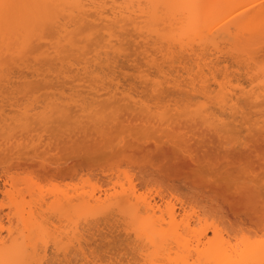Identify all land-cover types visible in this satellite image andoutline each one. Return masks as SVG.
Wrapping results in <instances>:
<instances>
[{"label": "rangeland", "instance_id": "374dc122", "mask_svg": "<svg viewBox=\"0 0 264 264\" xmlns=\"http://www.w3.org/2000/svg\"><path fill=\"white\" fill-rule=\"evenodd\" d=\"M89 1H82L84 2L82 5H85L83 7L85 15L83 16L84 20L81 22H161L155 27L158 26V29H161L159 31L163 35L166 34V36L169 31L172 32L170 28L175 29V31L178 29L177 27H171L169 22H205V27L208 26V29L210 27L213 29H226V27H229L232 32H236V22H264V15L255 16V11L249 8L250 5H245L241 0H204L202 7L200 9L197 7L198 11L195 12L191 8L194 14L187 6V0H95L97 5L95 2L91 3ZM7 2V0H0V4L4 5L0 7V74H6L7 72L9 76L18 71L16 73L18 76L13 74L16 76L12 75L13 78L12 80L10 79V82H7L9 79L4 76L6 80L4 78L5 81L3 79L0 81V222L4 225V228L0 230V246L4 239L8 241L7 243H10L14 238L19 242L24 240L23 226L17 220V208L21 205L19 201L22 204L25 203L24 201H30L32 209L38 210L40 207L37 205V200L41 196H45L48 201H51L55 198L54 192L59 191L73 194L76 192L75 190L79 192L80 190L91 191V189H95L96 193L104 192L103 190L108 187L111 188H108L109 190H112V180L118 175L120 178L117 177L116 180L121 179V183H124L123 186L126 189L134 185L139 194L154 197L159 202L162 201L160 198L162 194L165 196L176 194L182 202L184 201V204L188 202L185 206L193 205L197 212L204 213L211 219L219 220L229 232L232 231L233 233L235 230L240 231L241 229L240 232L243 231L244 234H248L247 236H250L251 239H253L252 237H259L258 239L261 236V238L264 237V215H262V211H264V158L260 156V154H264V142H259V146H261L258 148L259 155L255 154L256 152L251 154L254 149L251 153L245 152L251 149L247 148V150H244L241 142L254 133L255 128L251 126L252 129H248L250 123L233 122L232 118H229L228 112L229 117L225 115L226 112L224 113L219 105L214 104L217 100L215 98L216 94H218L217 90H219L218 84L223 87L227 84L225 83L226 81H230L228 84L232 87L236 86L238 88L237 86L241 85L246 91H252L251 86L261 84V81L263 84L264 72H262L259 65L257 66L254 63L256 67L252 64L249 67V70H252L249 72L252 73L248 75L244 73L247 69L230 60L229 63H232V65H228V67L234 66L231 67L229 72L233 73H227L228 75L226 76L224 73L221 74L222 72L220 71L221 73L216 72V79L213 77L208 79L209 84L212 85L211 88L215 89L211 93L212 98L210 100H212L210 101L209 98V101L205 99V101L207 100L206 103H208L206 104L207 107H211H209L211 110L209 108L208 110L212 112L215 109L214 111H217L218 114H224L227 126L220 124L222 126L219 125V128H222V134L225 133L230 138L232 137L233 141L228 145H218L220 144L219 137H216V144L208 143L201 148L194 141L189 140V127H186L187 125L183 126L179 122L177 124L176 121V123L174 122L175 124L173 123L172 128L166 125L163 128H158L159 122H157L158 124L155 125L153 123L148 124L149 127L146 128L145 122L132 118L134 113L129 118H127L128 114L125 115L126 112L128 113L131 110L129 108L126 109L124 106L122 101L125 100L123 99L124 93L119 91L122 90L121 87L125 88V91L128 88H132L131 91L127 90L129 93H133L135 88L134 97L137 95L136 98H138L140 93L142 95L140 97L146 98L148 104L149 102L153 105L157 104V101H160L161 98L162 101L164 99L165 103H167L164 105L163 101L161 105L167 108V106L170 107L168 104L172 102V104H176L175 102L177 101V105H182L180 111L184 109L181 111H184V113L187 111V108L185 110V102H187L188 98L184 90L171 86H169L170 88L166 86L167 88L165 87L164 91L162 90L163 93L161 91L160 94L151 92L150 89L146 90L144 87L146 83L144 82V84L141 82L144 86L141 85L140 81L143 80L142 78L139 79V75H142L140 73L141 70L144 71L145 75H143L145 77L141 76L144 79L148 75L156 77L159 71L156 67L154 69L150 65H144L146 59L144 58V53L141 52L144 46H141V48L138 46V41H141L142 38L136 36L132 31V35H130V32H126L127 29L132 28L131 25L126 26L127 28L123 30L116 26L99 31L98 27L87 28V26H84L82 30H80L81 28H72L75 30H73L72 35H75V38L78 39L77 47L82 46V48L77 50L74 47L67 50L68 47H72L67 45L65 51H63L64 48L62 47L63 53H60L61 57L64 56L66 59L61 61L56 58L58 56H54L55 52L51 51L57 48H52V44L56 41L55 36L57 33L54 28L49 26L51 25L50 23L43 31V38L34 37L32 45L28 46L30 49L26 45L25 47L27 48L24 47V31L18 22H14L19 11L12 10L5 13L4 7L7 6L5 5ZM98 6L100 8H97ZM115 29L119 35L117 33V36L113 39L117 37L123 39L125 37L123 44L120 45L124 51H121L122 55L117 56V62L115 61L116 66L120 67L117 68L112 64L114 68L118 69H116L117 71L112 70L117 72V76L121 79L120 82L124 81L122 83L118 81L122 85L120 87L119 84L120 89H113V92L114 90L121 92H114L117 93V95L115 94L117 97L109 92L110 96L107 92L112 88L114 80L109 86L110 89L107 87V90L102 88L103 90L95 92L96 89L91 90L88 86L90 82L88 78L91 75L83 73V70L81 74H77V68L84 65L87 56L91 58L93 55V58L95 53L100 50L97 44L102 40V35L105 34V37L108 38V31ZM83 30L84 32H82ZM77 32L81 33L77 34ZM173 32L172 34L175 33ZM177 32L179 31L177 30ZM89 33L93 34L92 39L79 41ZM121 33L122 35H120ZM243 33L242 35H237V38L222 40L219 44L221 47L218 48L220 49L219 51L216 50V47L213 48V51H216V56L212 50H209L210 59H216L215 57L217 56L218 58L228 57L232 52L236 55L238 51L240 54L243 52L242 54L245 56L248 52L250 54L252 45L249 38L251 35ZM151 49L149 51L153 52L154 49ZM84 50L90 52L88 53V51ZM49 51L51 52L50 55L48 54ZM82 52L88 54L86 55ZM139 52L142 54H139ZM218 52L219 54H217ZM128 53L130 55H127ZM153 53L159 57L161 55V52L154 51ZM243 55L241 57H244ZM37 56L38 59H35ZM210 59L208 61H211ZM24 60H28V62L35 65L34 67L39 69L38 74L32 72V64L30 65L31 69L25 68ZM176 64L174 63L172 67H177L178 65L176 66ZM223 64L225 63L223 62ZM253 65L255 68L252 67ZM25 66L28 67V65ZM166 66L168 68V63ZM166 66L164 63V69H166ZM98 67L93 63L88 70L101 69V67ZM138 67L140 68L139 71ZM105 68L106 71H109L106 65ZM169 68L171 69L170 66ZM228 69L223 71L228 72ZM102 71L99 70V72ZM154 71H156L155 74ZM109 72L111 75L112 71ZM115 72L112 73L113 76ZM67 73L70 75L67 76ZM205 73L208 74V70ZM173 74L178 73L173 72ZM179 74H183V77L186 75L183 69L182 71L180 70ZM159 75V78H162V74L160 73ZM131 76L134 81L129 80ZM208 76H210V73ZM106 79L108 80V77ZM217 79L219 82L223 79V86ZM127 80L129 85H127ZM104 81L106 80L104 79ZM97 84L100 83L95 82V85ZM92 85H94V82ZM100 85L99 88H101ZM230 85L229 87H231ZM225 87L227 86L223 88ZM254 88L257 89V87ZM104 92H107V94ZM136 92L139 93L136 94ZM215 92L216 96L214 95ZM200 98L204 99L203 97ZM246 98L247 96L241 98V101H243L241 105L247 111L264 113V105L255 106L250 99ZM117 101L121 102L125 108H123L121 103H119V108ZM79 102L90 104L85 113L83 112L84 114H92V112L96 115L107 114L110 117L109 124L96 125V122L92 121L94 117L88 119L82 117V111H79L77 106ZM115 102L117 103L115 104ZM57 103H65L68 108H72V111L71 109L67 111L69 112L67 117H71V113H73L74 117L68 119L66 117V121V115L62 117L61 111L59 112L56 105H54ZM28 104L29 112L25 115L22 110ZM116 105L117 108L115 107ZM153 105L150 106L153 107ZM75 109L78 110V113ZM173 112L175 110L171 111L168 116L172 115ZM183 117L186 118V116ZM78 118L82 121H77ZM55 119L56 121H53ZM62 120L66 121L65 124ZM60 121L61 124L59 123ZM207 133L208 130L206 135L204 133L203 137L201 136L199 139L209 141L210 134L214 132ZM109 179H111V182ZM13 183L15 184L14 186L12 185ZM115 187L121 190L120 185ZM60 192L59 195H61ZM12 199H17L20 204L17 206L13 205L11 203ZM180 200L176 201V207L179 212L182 211ZM108 204L110 203L107 201ZM101 205L103 206L102 208ZM101 205H98L99 208L96 205L97 209L94 208L91 211L92 213L96 209L95 213L97 216L94 214L96 217L93 213L85 214V217L92 215L87 217V219L83 215L80 216H83L81 219H85L84 221L81 219L78 221L82 222L79 227L83 228L80 229L83 232L82 234L80 231V234L83 235L81 238L83 249L81 248L82 246L79 247L80 249L77 247L78 250L77 248L69 247L70 250L67 248L64 253L63 250H57L55 245L53 246L54 240H51L48 242L50 251L47 252L49 255L47 254L48 257H45L44 264H142L144 262L138 256V250L135 248L138 245V243L135 245V242L138 241L136 238L133 239L135 235L132 234L133 232L130 233V225L124 224L126 221L121 220L123 217L118 215V209L116 207L112 209V204L110 205L112 210L109 205L108 210L105 209L107 207L106 204ZM98 209L100 212V209L104 212L100 213ZM113 210L115 211L113 212ZM158 212L159 214L162 213ZM194 214H192L193 216L191 215L192 217L190 216L191 223L196 221V214ZM9 216H11V221ZM49 216L50 221L46 223L47 225L45 224L48 229L50 227L49 230L53 229L54 231L56 228L66 230L68 228L69 222L65 220V217L58 215L57 211L49 213ZM194 222L192 223L193 226L195 225ZM195 226H198V224ZM127 227L128 230L126 229ZM8 228L12 229V234H9ZM207 231L209 235H212L211 230ZM133 240L136 241L134 242ZM58 251L60 252L58 253Z\"/></svg>", "mask_w": 264, "mask_h": 264}, {"label": "bare ground", "instance_id": "6f19581e", "mask_svg": "<svg viewBox=\"0 0 264 264\" xmlns=\"http://www.w3.org/2000/svg\"><path fill=\"white\" fill-rule=\"evenodd\" d=\"M7 1L8 2L5 4L7 6L4 7L5 13L12 11V10L19 11L14 22H18V24L21 25V29L24 31V34H25V38L23 41V44L25 43L24 47L25 45L27 47L31 46L34 41L33 40L34 37L43 38L42 37L43 31L47 28V25L50 23L51 25L49 26L54 28L55 32L57 33V35L55 36L56 41L54 40L55 43L52 44L53 49L55 47L57 48L51 51H53V53L55 52L56 55L54 53V56L55 57L58 56L56 58L60 59L61 61L66 59L64 56L61 57V54L63 53L62 52L63 48H64L63 51H65V48L67 45L72 46V47H68L67 50L69 48H74V47L77 50L78 49L80 50L82 48V46L77 47L78 39L75 38V35H72L74 29L81 28L80 30H82V27L87 26V28L98 27L97 29L99 31V30H103L106 28L109 29L111 27L116 26L117 28H121L123 30L127 28L126 26L131 25L132 28L127 29L126 32L128 33L130 32V35L135 33L136 36L142 38L141 41H138L140 43V44L138 43V46L140 48L141 46H144V49L142 47L143 51H141L142 53H144V58L146 59L144 62V65L146 64L148 66L150 65L154 69L156 67L157 70L159 71L158 74H156L157 76L155 75L156 77H153V75L152 76L148 75V77L144 79L143 77H145L144 76L145 74L143 73L144 71L141 70L140 73L144 75L143 77H141L142 75L139 73L140 74L139 79L140 78L143 79V80L141 79L142 81H140V83L141 82L146 83L145 86L143 85L144 83L143 84L141 83V85H143L146 88V90L150 89V91L154 93L155 92L160 93L163 89H165L166 86L168 87L171 86L179 90H184L188 97L186 100L187 102L184 101L186 104L185 110L187 108V111L185 113L184 111L181 112L184 109L180 111V108L182 107V105H180L179 102H178L179 105H177V101L175 102L176 104H172L173 103L172 102L171 104H168L170 105V107L167 106V108H165L163 106L166 105L167 103H165L166 101L164 99H163L164 101L163 102L160 98V101H157V104H159V102L160 104L159 105L154 104L156 106L155 107L149 101H148L149 102L148 104L146 98H143V97L141 98L140 96L142 95L139 92H138L139 94L137 92L136 94H138V96L140 95L138 97L140 99L136 98L137 95L136 97H134L135 96L134 91L136 90L135 88H134L133 93H129V91H131L132 88H128V89L126 88L127 90H129V91L126 90L127 91L126 92L125 88L121 87L122 85L120 83L124 81L120 82L121 79H119V77L117 76L118 75L117 72H115L114 70L120 67L118 65L116 66L115 61L117 62V58H116L117 56L122 55L121 51L122 50L124 51V49L121 48L120 45L123 44L122 42H124L125 37L123 39L121 38L122 40L118 37L116 39H113L115 38V36H117V33H118L116 29L108 31L107 33L108 38L105 37V34L102 35L101 37L102 40L97 44V46L100 47V50H98V52L95 53L93 58H92L93 55L91 56V58L90 57L88 58L87 56V59L84 61L85 62L84 65H81L77 68L78 69L77 74H81L82 70L84 71L83 73H89L91 77L88 78V80H90L88 86L90 87L91 90L96 89L95 92L96 91L98 92L99 90H103L102 88H104L105 90H107L108 88L110 89L109 86H111L112 81L114 80L112 84V88L107 92L108 94L110 92L114 96L115 94L117 95V93H121L119 91H122V93H124L123 99L125 100H122L124 103V106L126 107V109L129 108V110H131L128 113L126 112L125 115L128 114L127 118L131 117V115L134 113L132 115V118L140 119L143 123L145 122L144 125H146V128L149 127L148 124L153 123L155 125V124H158L157 122H159L158 128H163V126L165 125L167 127L170 126L172 128L173 123L174 122L176 123V121H177V124L179 122L183 126L187 125L186 127H189L188 128L189 129V140L194 141L195 144L201 148L206 146V144L208 143L216 144L217 143L216 137L217 138L219 137L220 144L218 145H221V144L228 145L233 141L232 137L230 138V136L225 135V133L222 134L221 133L222 128L221 129L219 128L222 125L227 126V122L225 123L223 112H222L223 115H221V114H218L217 111H214L215 110L214 108L212 112H209L208 110L210 106L207 107L206 104L208 103L206 102L208 98L209 100L210 98H212L211 93L213 90H215L214 88L213 89L211 88L212 85L209 84L208 79L210 77H213L216 79V76H217L216 72H219V73L222 72L221 74L224 73L226 76L228 74L233 73V72L231 73L229 72L231 67L234 66L233 65L231 67L230 66L228 67V65H232V63L231 64L229 63L230 60L236 62L242 68L247 69V71L244 73L248 75L252 73V72L251 73L249 72L251 70V69L249 70V67L254 63H256L257 66L259 65L262 72H264V22H236L235 24L236 32L230 31L229 27H226V29H220V28L213 29L210 27V29H208L207 28L208 26L205 27L206 26L205 22H169V25H171V27H175V28L177 27L178 28L177 30L179 32L176 33L177 30L175 31V29L173 30V28H170L172 32L174 31L175 33L173 32L174 34H172V32L169 31L170 32V33L168 32L169 36H168V33L166 36V34L163 35V33L159 31L161 29H158V26L155 27V25H159L161 22H123V23L122 22H81L82 20H84L83 16L85 15L83 13L84 12L83 7L85 6V5L84 6L82 5V3L84 4V2H82L83 0L82 1L81 0H7ZM241 1L245 5L247 4L250 5L249 8L255 11V16L264 15V0H241ZM89 2L93 3L95 2V0L94 1L90 0ZM187 2H188L187 6H189L190 11L193 9L196 12L198 11L197 7L199 9L200 7H202L204 0H187ZM97 8H100V7L98 6ZM102 9L103 11H105L104 8ZM114 13L116 14V12ZM162 23H165V22H162ZM173 25H176V26H173ZM80 30H77V31H80ZM82 32H84V30ZM243 32L251 35L249 38L250 44L252 45L250 54L248 52L245 56L242 54L243 52L240 54L238 51L239 53V54L237 53L238 55L237 54L235 55V53L232 52L231 54L233 55L229 54L228 57L223 56V58H218L217 56L215 58L216 59L218 58V60L213 58L214 61L210 59L211 57L208 55L209 50H212V52H214L213 48L216 47V50L219 51L220 50L218 49L220 47L219 44L222 40H225V39L230 40L232 38H237L238 33L242 35L244 34ZM78 33H81V32H77V34ZM128 33L127 35H129ZM92 35L93 34L89 33L86 35L85 38H82L79 41L92 39ZM120 35H122V33ZM103 37L105 38V40ZM114 40L115 41L117 40V41L115 42ZM163 41L167 43H164ZM159 42H162V43H159ZM163 44H165L164 47H163ZM97 46L96 48H98ZM28 48L30 49V47ZM151 48H153L155 52L156 51L159 53L161 52L160 57L158 55L156 56V54L153 53L154 51L153 52L149 51ZM84 51H88V50H84ZM89 52L90 51H88V53ZM141 52H139V54H142ZM82 53L86 55L88 54L86 52H82ZM111 53H113V55H111ZM48 54L50 55L51 52L49 51ZM217 54H219V52ZM86 55H84V57H86ZM124 55L126 54L124 53ZM127 55H130V54L128 53ZM241 55H243L244 57H241ZM207 58H209L211 61H208L209 59ZM35 59H38V56ZM28 60L27 61L24 60L25 61L24 67L28 69L32 68L31 69L32 72L35 74H38L39 69L34 67L35 65L28 62ZM137 62H140V61H137ZM166 62L168 63V68L170 66L172 70L170 68L168 70L166 66L167 64ZM223 62L225 64H223ZM93 63L97 65V67L99 64H101L99 66L101 67V69L99 67L98 68L99 70H103V71L99 72V70L96 68H95L96 71L95 69H93L92 71L91 70L89 71L88 69L90 68V66L93 65ZM164 63H165L167 70L164 69L165 67H163ZM174 63L175 64L177 63L176 66L177 65L178 66L173 68L172 66H174ZM112 64H114L117 68H114V65ZM138 64L137 66H139L141 63L139 65ZM25 65H28V67H26ZM105 65L108 68L107 70L112 71V73L115 72L116 76L115 74L113 76L111 73V75L113 76L112 77L110 75V72L106 71ZM254 65L252 67H254ZM227 68H229L228 72L223 71L225 69L227 70ZM182 69L186 73L184 77L182 76L183 74L181 75L179 74L180 70L182 71ZM139 70L140 68L138 69V71ZM207 70H208V74L205 73V71L207 72ZM173 72H176L178 74H173ZM8 73L10 72L8 71ZM16 73H13V74H16ZM20 73L24 74L23 72H20ZM145 73L147 72L145 71ZM155 73L156 71H154V74ZM160 73L162 74L161 75L162 78L161 77L159 78ZM209 73H210V76H208ZM12 75L8 76L7 72L6 74L5 73L0 74L1 76L0 81L2 79L4 80V78L6 80V77H7L9 79L7 82H10V79L12 80L13 76H16V75L18 76V74L13 75V76ZM66 75L68 76L70 74L67 73ZM107 77H108V80L106 79ZM109 77H110V81H109ZM104 79L107 82L104 81ZM115 79H118V80L115 81ZM223 79L222 81H220L221 83L223 82ZM129 80L131 81L133 80L132 76H131V79ZM108 81H109V84H108ZM217 81L219 82L218 79ZM93 82H94V85H95V82H98L101 85L97 84L94 86L92 85ZM228 82L227 81L225 82L227 83L224 85V86H227L225 88H223L224 87L223 83H222L223 87H220L221 85L218 84L219 90L217 91L219 95L216 94V92L214 93V95L215 94L217 95V96L215 95L216 96L215 99L217 100L215 101L214 104L219 105L220 109H222L224 113L226 112L225 115L227 116H228L227 114L228 112L230 115V117L229 116L228 117L232 118L233 122L239 121V122H242L243 124L250 123V127H248V129L251 130L252 127L255 128L254 133L250 134L245 140H243L241 142V145L243 144L244 150H247V148L251 149L245 152L251 153V151L254 149L253 150L254 152L251 154H254L256 152L255 154L259 155L258 148L261 147L259 146L260 145L259 142L260 141L264 142V113L262 112L252 113L251 111H247L241 105V102H243L241 101L242 100L241 98L243 96H247L248 100L250 99V101H252L255 106L264 105V83L262 84V81H261L260 82L261 84H254L253 86H251L252 91L251 90L246 91L244 90L245 88L243 86L240 85L241 86L240 88V86L238 85L237 86L239 88L238 89L236 88V86L232 87L230 84H228ZM137 83L139 84V82ZM119 84L122 90H119V91L114 90V92L117 91V93H114L113 92L114 88L120 89ZM123 84L125 85V83ZM99 85L101 88H99ZM127 85H129L128 80H127ZM229 85L231 87H229ZM130 87L132 86L130 85ZM254 87H257V89H255ZM107 92H104V93L107 94ZM119 96L118 98H120ZM200 97H203L204 99L202 100ZM144 99L146 100L144 101ZM205 99L207 100L205 101ZM126 100H127V103H126ZM75 101H78V100H75ZM117 102H115V104ZM162 102L164 103V105H161ZM119 103L121 102H118V107L120 106ZM54 105H56L57 110H59V112L61 111L62 117L66 115L65 119L67 116H69V112L67 111H69L70 109L71 111L73 110L70 107L68 108V106L65 103H57ZM89 105L90 104H86L85 102L77 103V106L79 107L78 110L82 111V117H86V119L94 117L92 121L96 122V125L97 124L103 125L107 123L109 124L110 117L105 113H102L99 115L94 114V112H92V114H87V113H86L87 115L84 114L86 109H88L87 107ZM150 105H153V107ZM172 105L174 106L177 105V106L174 107ZM28 106L29 104L26 105V107L25 106L23 107L22 111H24L25 115H27V113L29 112ZM124 106L123 108H125ZM115 107L117 108V105ZM123 108L121 107V109ZM78 110H77V113H78ZM174 110L175 112H173L172 115L168 116V114ZM96 113L98 112L96 111ZM70 115L71 117H74L73 113H71ZM77 115H80V114H77ZM183 116H186V118ZM227 116L225 117L227 118ZM58 117H57V120H58ZM71 117H67V119ZM53 121H56V119ZM62 121L65 124L66 121L64 120ZM77 121H80L79 118ZM59 123L61 124V121ZM174 127H177V126H174ZM207 130H208V133H211L212 131L214 132L210 134L209 141L199 139L201 136L203 137L204 133L206 135ZM260 156L264 158V154L263 155L260 154ZM117 177H119V175L115 176L114 178L115 180L114 179L112 180L113 182L112 190H109L111 189L110 187H108L109 189L108 188L104 189L103 190L104 192H100V193H96L95 189L94 190L91 189V191L90 190H80L79 192L75 190L76 192L73 194H69L68 192L65 193V192L59 191L61 195H59V192H54L55 198L52 199L51 201H48L45 196H41L37 200V203H38L37 205L40 207V209L39 208L38 210L36 209L37 211L32 209L33 207L30 201L28 202L24 201L25 203L23 204L21 201H19L21 205L17 208V212H18L17 220L23 226L24 240L22 242H19L17 239L14 238L10 243H7L8 241L4 239L2 241V245L0 246V264H28V263L44 264L45 257H48L47 252L50 251V249H48L49 247L48 242L51 240H54L53 246L55 245V248L60 251L62 250L64 251L67 248L69 249V247L70 248L73 247L76 249L77 247L79 248L82 246L81 248L83 249V245H82L83 243L81 241L82 240L81 238L83 237V235L80 234V231H81L80 229H83V228L79 227L82 225L81 224L82 222H78V221H80L79 219H81L85 214L91 213L92 209L96 208V205H97V208H99L98 205L100 206L101 204L107 205V201L110 203L108 204L109 208L113 206L112 209H114L115 207L116 209H118L117 211L119 213L118 215H120V217H123L122 219L120 217L119 218L123 221H126L124 222V224L128 226L130 225L129 226L130 233L133 232L132 234L135 235L133 239L136 238V240L138 241V242H135L136 240L135 241L133 240L135 242V245L138 243V245H136V247L134 245V247L138 250L137 252L138 256H140L145 262V263L141 262L142 264H260L261 259L264 258L262 257L261 250H260V243H259L261 239H264V237L261 238L262 237L261 236L260 239H258L259 237H256V238L252 237L253 239H251L250 236H247L248 234L247 235L244 234L243 231L240 232L241 229L240 231L235 230V232L233 233L232 231L229 232V230H226V228L222 225V223L219 220L214 219V218L211 219L206 214L204 213L201 214L199 213V211L197 212L193 205L189 204L185 206V204H188V202H185L184 204L183 203L184 201L182 202L176 196V194L175 195L167 194L168 196H165L162 194L160 195V198L162 201L159 202L154 197L146 196L144 194H139L134 185L133 186L131 185L132 187H129V189L128 188L126 189L125 186H123L124 183L123 184L121 183V179L116 180ZM109 180L111 182V179ZM12 185L14 186L15 184L13 183ZM116 185L118 186L120 185L121 190L115 187ZM8 189H6V191H8ZM112 198H114L115 200L114 199L112 200ZM177 200L181 201L182 211L180 212L178 211L176 207ZM11 201L13 205L17 206L18 204H20L17 199H12ZM108 205L107 207H105V209L108 208ZM102 207L103 206L101 205V208ZM96 209L92 213L93 215L95 214L97 216V214L95 213ZM100 210L101 212L103 211L102 209ZM115 210H113V212ZM55 211H57L58 215H60L61 217H65V220L69 222V226H68L69 229L67 228L66 230H64V229L56 228V230L54 231L53 229L49 230L50 227L48 229V226H46L47 225L46 223H49L50 221L49 213H52ZM158 211L162 213L159 214ZM98 212H100L99 209H98ZM194 213L196 214L195 216L196 223L194 221L193 222L195 225L198 224V226H195V225L193 226L192 224L193 222L192 223L190 222V219H191L190 216ZM91 214L90 216H86V217L84 216V217L87 219V217L92 216ZM81 215L83 216L80 217ZM9 220L11 221V216H9ZM81 220L84 221L85 219L84 220L81 219ZM3 228H4V225L2 224V222H0V230H2ZM126 229L128 230V227ZM8 230H9V234L13 233L11 228H8ZM207 230H211L212 235H209ZM63 235L66 237H64ZM66 239L67 241H65ZM38 244L40 245L38 246ZM132 244L134 243L132 242ZM60 251H58V253ZM140 257L138 258L140 259Z\"/></svg>", "mask_w": 264, "mask_h": 264}, {"label": "snow or ice", "instance_id": "6c2138e0", "mask_svg": "<svg viewBox=\"0 0 264 264\" xmlns=\"http://www.w3.org/2000/svg\"><path fill=\"white\" fill-rule=\"evenodd\" d=\"M4 5L0 4V7H3ZM262 215H264V211H262ZM260 243V250L262 257H264V239H261ZM260 264H264V258L261 259Z\"/></svg>", "mask_w": 264, "mask_h": 264}]
</instances>
